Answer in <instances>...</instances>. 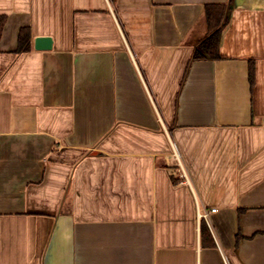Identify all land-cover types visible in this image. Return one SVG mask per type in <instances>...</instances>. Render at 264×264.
I'll use <instances>...</instances> for the list:
<instances>
[{"label":"crops","instance_id":"crops-1","mask_svg":"<svg viewBox=\"0 0 264 264\" xmlns=\"http://www.w3.org/2000/svg\"><path fill=\"white\" fill-rule=\"evenodd\" d=\"M1 23L0 264H264V0H0Z\"/></svg>","mask_w":264,"mask_h":264},{"label":"trees","instance_id":"trees-1","mask_svg":"<svg viewBox=\"0 0 264 264\" xmlns=\"http://www.w3.org/2000/svg\"><path fill=\"white\" fill-rule=\"evenodd\" d=\"M233 10L232 5L219 6L212 5L207 7V17L210 26V34L197 47L194 58L196 60H217L220 58V42L223 28L230 20V15ZM0 27V33L2 29ZM32 36L29 30H23L19 37L18 52H28L31 50Z\"/></svg>","mask_w":264,"mask_h":264},{"label":"water","instance_id":"water-1","mask_svg":"<svg viewBox=\"0 0 264 264\" xmlns=\"http://www.w3.org/2000/svg\"><path fill=\"white\" fill-rule=\"evenodd\" d=\"M53 48V39L51 37H38L35 39V49L38 51H47Z\"/></svg>","mask_w":264,"mask_h":264},{"label":"built area","instance_id":"built-area-1","mask_svg":"<svg viewBox=\"0 0 264 264\" xmlns=\"http://www.w3.org/2000/svg\"><path fill=\"white\" fill-rule=\"evenodd\" d=\"M180 165H179V169H178V172H179V178L181 179V182L182 183H190V179H189V174L186 170V168L184 167L183 163L179 162ZM212 212H216V210H212ZM206 217L208 216L207 214H204V215H201L200 214V217Z\"/></svg>","mask_w":264,"mask_h":264}]
</instances>
